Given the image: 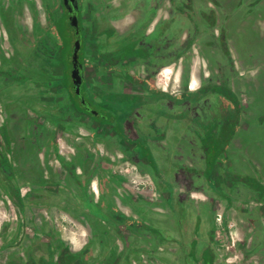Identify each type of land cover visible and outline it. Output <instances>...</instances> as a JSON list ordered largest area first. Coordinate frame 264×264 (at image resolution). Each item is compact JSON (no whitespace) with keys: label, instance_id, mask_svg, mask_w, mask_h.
I'll return each mask as SVG.
<instances>
[{"label":"flooded vegetation","instance_id":"af4514ba","mask_svg":"<svg viewBox=\"0 0 264 264\" xmlns=\"http://www.w3.org/2000/svg\"><path fill=\"white\" fill-rule=\"evenodd\" d=\"M71 4L80 95L63 0H0V19L16 29L0 38V185L24 215V200L46 205L22 257L6 264H264V179L247 157L233 163L248 105L224 4ZM164 66L180 78L159 89ZM236 215L243 224L229 223Z\"/></svg>","mask_w":264,"mask_h":264},{"label":"rangeland","instance_id":"374dc122","mask_svg":"<svg viewBox=\"0 0 264 264\" xmlns=\"http://www.w3.org/2000/svg\"><path fill=\"white\" fill-rule=\"evenodd\" d=\"M219 1L224 4L226 12L230 13L228 18L230 42L239 63V70L241 71V74L234 73L233 76L235 77L236 84L241 86V90L244 92L249 102L246 110V118L243 119L249 128L247 132V137L249 139L246 138L247 142L246 144L244 143L242 149L243 153L236 154L233 163L240 164V159H246L244 157H247L248 160L250 159L257 165L256 167L264 179V124L261 125L260 123V118H264V0ZM179 25L180 26L172 25V31L176 30L178 32V30L183 29L185 26L184 23H180ZM27 26L30 28V24ZM15 33L16 29L10 30L7 23L0 19L1 40H5L7 37L12 38L15 36ZM11 47L14 53L16 47L14 44H11ZM204 54H206V52ZM213 58H210V60L216 64V62H221L219 60L222 59V56L215 53ZM13 61L14 59L12 62ZM61 136L68 140L67 145L70 146L71 138L64 136L60 132L56 137L59 138ZM65 150H69V148H61V151L65 152ZM110 156L109 158L112 159L113 157ZM182 158L184 160L191 159L190 154L187 152L183 153ZM246 169L247 168H245L244 171H246ZM127 171L125 170L124 173L127 174ZM3 186L0 185V264H6V257L11 253L18 255V257H22L21 248H25V246L29 245L33 236L29 224H33L34 226L35 224H40L39 219L41 220V218L34 215V212L37 211V207L46 206L43 199L34 202L33 206L29 204L28 201L24 200L23 202L26 207V214L24 215L19 212L21 209L15 206L14 202L4 198ZM26 192L27 187H22L21 193L25 195ZM44 219L50 221L47 216H44ZM229 219V223L232 225L234 223L243 224L238 215L234 218L235 222L232 221L231 217ZM42 221L43 220H41V222ZM58 223L59 222L53 224L57 225ZM21 225L23 226L21 229L22 233H18V227ZM25 226L29 228L24 229ZM24 233L26 234L25 237ZM16 235L18 238L15 241ZM75 235L77 236L78 233L75 232ZM14 241L17 244H12V250L5 249L7 244Z\"/></svg>","mask_w":264,"mask_h":264},{"label":"water","instance_id":"95a60500","mask_svg":"<svg viewBox=\"0 0 264 264\" xmlns=\"http://www.w3.org/2000/svg\"><path fill=\"white\" fill-rule=\"evenodd\" d=\"M72 1L74 0H63V4L69 14L70 26L74 30L75 42L72 48V72L71 77L73 81V87L77 95H80V86H81V74H80V67L78 64V51L81 46V39H80V32H79V24H78V16L77 13L74 11L72 7ZM81 103L83 104L84 101L81 99Z\"/></svg>","mask_w":264,"mask_h":264},{"label":"crops","instance_id":"0c3cea01","mask_svg":"<svg viewBox=\"0 0 264 264\" xmlns=\"http://www.w3.org/2000/svg\"><path fill=\"white\" fill-rule=\"evenodd\" d=\"M230 48H231V53H232L233 60L235 61V64H236V73L241 74V71L239 70V63H238V61L236 59V55L234 54L233 47H232L231 44H230ZM166 69H169L170 74L168 75V78H163L161 76V74H163ZM179 78H180V74L179 73L174 72L170 66H164L162 68V70L160 71V73L158 74V76H157V80H156L157 87L159 89H166L167 85L170 86V85L173 84L174 86H176L177 82L179 81ZM239 87H240V89H242L240 85H239ZM240 94H242L243 103L244 104L246 103L248 105V103H249L248 100H247L248 98L246 96H244L245 94H244V92L242 90H240ZM233 145H234L233 153H235V154L241 153L242 149H243V146H244L243 139L239 138V136H237Z\"/></svg>","mask_w":264,"mask_h":264},{"label":"bare ground","instance_id":"6f19581e","mask_svg":"<svg viewBox=\"0 0 264 264\" xmlns=\"http://www.w3.org/2000/svg\"><path fill=\"white\" fill-rule=\"evenodd\" d=\"M169 72V71H168Z\"/></svg>","mask_w":264,"mask_h":264}]
</instances>
